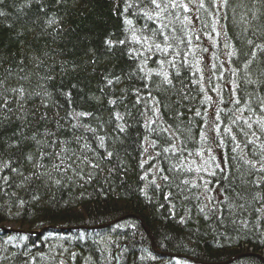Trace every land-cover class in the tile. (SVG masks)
Here are the masks:
<instances>
[{"label":"trees","instance_id":"trees-1","mask_svg":"<svg viewBox=\"0 0 264 264\" xmlns=\"http://www.w3.org/2000/svg\"><path fill=\"white\" fill-rule=\"evenodd\" d=\"M145 229L264 264V0H0V264H166Z\"/></svg>","mask_w":264,"mask_h":264},{"label":"bare ground","instance_id":"bare-ground-1","mask_svg":"<svg viewBox=\"0 0 264 264\" xmlns=\"http://www.w3.org/2000/svg\"><path fill=\"white\" fill-rule=\"evenodd\" d=\"M104 227L105 226H102V227L98 228V230L104 229ZM11 228H12V226H11ZM47 229L48 228H45L43 230H47ZM52 229L56 230V231H59L58 229H54V228H51L50 230H52ZM76 230L82 231L81 228L73 229L72 231H76ZM94 230H97V229H94ZM39 231H40V229L31 230V231H28L26 234H27V236H29L31 238V237H35L38 234ZM89 231H92V230H89ZM145 232L148 235V238H149V241H150V245H152L154 250L157 251V255L160 256L164 260H168L166 264H187L190 261L187 256L167 254V253H163V252L158 251L157 248L153 244V241L151 239L150 233L146 229H145ZM122 249H123V246L121 245L114 251V259H115V263L114 264H117L119 262V258H120ZM193 262H195V261H193ZM195 263L196 264H201L200 262H195ZM226 264H230V263L228 262Z\"/></svg>","mask_w":264,"mask_h":264},{"label":"rangeland","instance_id":"rangeland-1","mask_svg":"<svg viewBox=\"0 0 264 264\" xmlns=\"http://www.w3.org/2000/svg\"><path fill=\"white\" fill-rule=\"evenodd\" d=\"M11 228V227H10ZM103 243V245H104V243H111V242H109V239L107 238V237H103V238H101L100 240H99V244L101 245ZM151 248H152V251L155 253V254H157V251H155L154 250V248L152 247V245H151Z\"/></svg>","mask_w":264,"mask_h":264},{"label":"water","instance_id":"water-1","mask_svg":"<svg viewBox=\"0 0 264 264\" xmlns=\"http://www.w3.org/2000/svg\"><path fill=\"white\" fill-rule=\"evenodd\" d=\"M260 260L264 263V259L260 257Z\"/></svg>","mask_w":264,"mask_h":264}]
</instances>
